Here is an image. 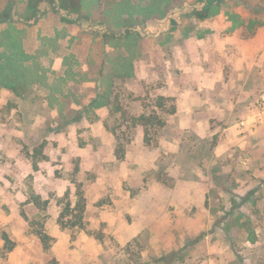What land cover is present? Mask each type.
Here are the masks:
<instances>
[{"label":"rangeland","instance_id":"obj_1","mask_svg":"<svg viewBox=\"0 0 264 264\" xmlns=\"http://www.w3.org/2000/svg\"><path fill=\"white\" fill-rule=\"evenodd\" d=\"M37 2L0 0V264H264V0Z\"/></svg>","mask_w":264,"mask_h":264},{"label":"trees","instance_id":"obj_2","mask_svg":"<svg viewBox=\"0 0 264 264\" xmlns=\"http://www.w3.org/2000/svg\"><path fill=\"white\" fill-rule=\"evenodd\" d=\"M225 2L226 0H198V3H197L198 6L191 9V12L189 14L190 16H196L199 19L203 20V19L210 17V15L213 12V9L219 8L220 6L224 5ZM42 4H47V6H49L52 10L58 13L60 12L63 13L62 15L63 20H70V18H68L69 14H73L76 11L75 10L76 5L72 2V0H42L41 4L40 2H37V4L36 3L32 4V7H31L32 11L30 13L31 16L27 17L28 20H36V18L40 16V13L42 12L40 11L39 6ZM11 18L13 17L9 11L0 14V22H2L3 20H11ZM8 81H11V83H7ZM3 87H6L12 90L16 94L21 93V87L19 83L13 81V79H11V75L9 74V72H5L4 69L1 68L0 69V92ZM156 101H157V107L160 110L159 112H156V111H152L151 113L144 112L140 116L131 117L130 119L132 128L142 127L146 130L145 139L147 141H149V131L154 129V131L157 132L158 130L162 129L166 124L165 118L162 115H160V112H163L166 106V103L164 102L165 99L163 97H158ZM109 104H110L109 97H107L106 95H102L100 96V99L98 101L97 100L94 101L93 106L102 107V106H109ZM174 112H175V108L173 107V109L169 113L173 114ZM117 140H118V144L115 150L116 156L118 159L122 160L125 158V144L120 139L119 136H117ZM42 149H43V145H41L38 149L37 148L35 149L34 159H32L34 163L37 162L36 159H38V156L39 154H41ZM76 195H77V201H76L75 208H73L72 210L71 205L67 204L63 210L62 218H67V217L69 218L72 216V218L74 217L75 220L70 221L72 222L71 226L73 227L79 226L80 228H83L84 227V214H85V209H86V199L83 195V192L80 191V189L78 190ZM74 210L78 211L77 215H73L71 213ZM240 228L244 229V233L247 234L248 238L251 236L252 231H250V227L248 223H245V222L241 223ZM46 238L47 237L43 235L42 240L47 245Z\"/></svg>","mask_w":264,"mask_h":264},{"label":"built area","instance_id":"obj_3","mask_svg":"<svg viewBox=\"0 0 264 264\" xmlns=\"http://www.w3.org/2000/svg\"><path fill=\"white\" fill-rule=\"evenodd\" d=\"M261 106H262L263 113H264V97H262V99H261Z\"/></svg>","mask_w":264,"mask_h":264}]
</instances>
